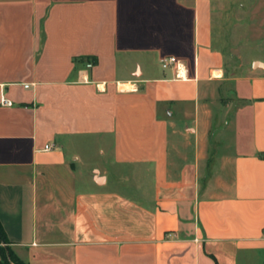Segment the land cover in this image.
I'll return each instance as SVG.
<instances>
[{"label": "crops", "instance_id": "obj_1", "mask_svg": "<svg viewBox=\"0 0 264 264\" xmlns=\"http://www.w3.org/2000/svg\"><path fill=\"white\" fill-rule=\"evenodd\" d=\"M218 1L0 0V247L24 264H264V58L229 60L220 35L248 13L264 38V0Z\"/></svg>", "mask_w": 264, "mask_h": 264}, {"label": "rangeland", "instance_id": "obj_2", "mask_svg": "<svg viewBox=\"0 0 264 264\" xmlns=\"http://www.w3.org/2000/svg\"><path fill=\"white\" fill-rule=\"evenodd\" d=\"M245 0H219L218 1V6L219 7H226L228 6L230 9V12H236L240 9L239 4H241L242 2H244ZM247 4V3H246ZM263 4V3H262ZM261 6H264L262 5ZM252 3H248L247 7L250 6L251 8ZM245 12V10H244ZM220 19V18H219ZM246 19V20H244ZM252 19V15L248 14V13H241V14H230V15H224L223 17H221L220 22L221 25L223 26V30L220 32V35L222 36L221 38L224 39V43L226 44V48L229 51V60L239 57L243 60L244 58V62L245 61H249L250 59H252L253 57H261L264 58V38H262L260 41L256 40L252 38L250 31L248 30H244L242 29V22L246 21V23H248L249 25V21ZM247 25V24H246ZM251 27V25H250ZM264 29V28H263ZM249 45L248 47H245L243 50H239L237 48L238 45ZM229 45V46H228ZM238 50V51H237ZM236 53V55H232V54ZM228 67L230 68L232 62L228 61ZM234 65H236V63L233 62ZM231 70V69H230ZM231 72V71H230ZM232 87L231 89H227V92L224 91L225 95L230 96L231 94L228 95V93H231L232 91H235V89H238L239 91L243 90L245 88V84L242 83H231ZM234 93V92H232ZM228 104H231V101L227 100L225 101ZM232 106V105H231ZM235 105L233 106V108L230 110V115L227 117L228 120L230 121H235V119H247L248 116L246 114L244 115H237L236 110H235ZM244 120V121H245ZM233 130L230 131H226L223 134L217 132L215 133L213 139L214 141H216V145L219 147L217 149V152L219 154L221 153H225L227 151H231L232 148L229 145V142H233L234 141V137H233ZM227 143V147L222 146L223 144ZM182 146V145H181ZM238 150V149H236Z\"/></svg>", "mask_w": 264, "mask_h": 264}, {"label": "built area", "instance_id": "obj_3", "mask_svg": "<svg viewBox=\"0 0 264 264\" xmlns=\"http://www.w3.org/2000/svg\"><path fill=\"white\" fill-rule=\"evenodd\" d=\"M160 64H161V67L163 69H168L169 67H175L176 71H177L176 76L180 77V75H179L180 64L174 57H171V56L165 57V58L160 60ZM93 66H94V62H92V61H88L85 64L86 69H91ZM27 87H28L27 85L24 86V88H27ZM12 105H13L12 102L5 98V96L3 94V90L0 87V106L11 107ZM52 148H53V145L47 144L44 146V151L52 150Z\"/></svg>", "mask_w": 264, "mask_h": 264}, {"label": "trees", "instance_id": "obj_4", "mask_svg": "<svg viewBox=\"0 0 264 264\" xmlns=\"http://www.w3.org/2000/svg\"><path fill=\"white\" fill-rule=\"evenodd\" d=\"M74 61H76V63L79 64H84L88 61H92L94 62V64L96 63L95 59L93 58H79V59H74ZM0 244H7L1 225H0ZM0 251L2 257L0 264H24L13 254V252L10 249H4L3 247H0ZM6 251H8L9 258L7 257Z\"/></svg>", "mask_w": 264, "mask_h": 264}, {"label": "water", "instance_id": "obj_5", "mask_svg": "<svg viewBox=\"0 0 264 264\" xmlns=\"http://www.w3.org/2000/svg\"><path fill=\"white\" fill-rule=\"evenodd\" d=\"M252 68L253 69H262V68H264V64H262L260 62H255V63H253Z\"/></svg>", "mask_w": 264, "mask_h": 264}]
</instances>
